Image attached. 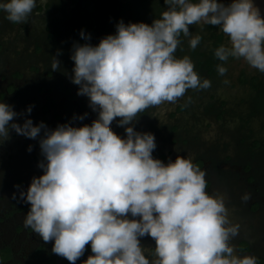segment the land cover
Listing matches in <instances>:
<instances>
[{
  "label": "clouds",
  "instance_id": "obj_1",
  "mask_svg": "<svg viewBox=\"0 0 264 264\" xmlns=\"http://www.w3.org/2000/svg\"><path fill=\"white\" fill-rule=\"evenodd\" d=\"M164 4L167 10L151 25L121 20L115 34L97 45L81 30L86 42L72 46L70 79L79 86L77 95L86 96L97 113L90 125L49 129L28 118L32 106L17 113L0 102V142L10 139L11 131L38 139L43 157L38 163L43 174L19 195L30 205L24 225L45 243L54 240L52 252L70 264H76L89 243L93 255L83 264H257L256 256L236 254L231 240L240 226L229 219L224 197L206 191V173L190 157L178 155L167 163L154 158V134L136 131L134 121L150 107L175 103L189 89L211 87L189 56L174 55L181 36L192 50L201 43L202 36L190 32L192 25L201 31L205 25L218 26L228 37L227 44L214 50L220 61L243 58L264 73V17L254 0ZM35 7L36 0L0 3L13 24L27 23ZM60 54L54 56L52 71L60 70ZM217 71L223 76L227 68L217 65ZM117 118L125 137L111 128ZM249 199V194L242 197ZM145 236L155 241L148 255L140 239Z\"/></svg>",
  "mask_w": 264,
  "mask_h": 264
},
{
  "label": "flooded vegetation",
  "instance_id": "obj_2",
  "mask_svg": "<svg viewBox=\"0 0 264 264\" xmlns=\"http://www.w3.org/2000/svg\"><path fill=\"white\" fill-rule=\"evenodd\" d=\"M159 5L165 9L164 0H36L27 23L21 24L8 21L6 13L0 10V102L13 106L17 113H26L28 106H32L28 118L34 124L44 122L49 129L65 123L77 127L90 125L97 113L89 107L86 96L77 95L79 86L70 79L74 67L70 59L72 46L86 42L80 36L81 30L90 34L89 43L97 45L101 38L115 34L121 20L125 24L151 25L160 15L152 10L146 15L147 9ZM218 33L223 35V44L226 43L228 37L220 28ZM58 51L60 70L52 71ZM243 71L252 76L262 75L242 65L232 71L229 68L227 83L221 78L225 83H213L204 95L196 89L187 90L184 97L172 103L166 122L160 121L158 107H150L138 116L134 126L138 132L154 134L157 145L152 153L154 158L167 163L178 155L190 157L206 173V191L224 197L229 219L240 226L239 234L231 240L236 254L256 256L257 264H264V161L250 152L251 148L245 144L246 134L237 130L231 119L234 110L244 104L243 95L221 93L225 89L249 90L248 83H240ZM201 100L214 102L217 112L208 113L207 106L198 105ZM85 113L83 120L73 119ZM18 119L22 124L24 116ZM119 119L113 121L111 128L125 137V129L117 125ZM252 127L257 134L264 133L263 128L256 129L255 123ZM211 130L214 138L203 137V131L211 133ZM41 160L38 139L11 131L10 139L0 142V264H70L52 252L54 240L45 243L24 225L30 205L19 195L27 191L34 176L43 174L38 167ZM245 194L250 195L247 202L242 200ZM140 239L148 255L147 250L155 248V241L150 236ZM90 255L93 253L89 243L76 264H83Z\"/></svg>",
  "mask_w": 264,
  "mask_h": 264
},
{
  "label": "trees",
  "instance_id": "obj_3",
  "mask_svg": "<svg viewBox=\"0 0 264 264\" xmlns=\"http://www.w3.org/2000/svg\"><path fill=\"white\" fill-rule=\"evenodd\" d=\"M155 13L159 12V15L167 10L159 5V7H153L147 9L146 15L150 11ZM151 14V13H150ZM218 26L205 25L203 31L200 30L199 25L190 26V32L193 36L199 34L202 36L201 43L197 46L195 50L190 49L188 38L181 36L182 43L178 46L175 56L177 58H183L185 55L189 56L193 61L195 67L194 70L198 73L201 80L208 79L211 81V86L213 83L224 84L227 82L226 76H229V68L236 60V58L230 57L226 62L220 61L214 55V50L223 44V35L218 33ZM226 44V43H224ZM217 65H223L227 68L225 75L221 76L218 74ZM252 73L243 71L240 77V83L249 84L250 89L246 93L242 94V100L244 104H240L238 109L234 110L233 117L231 118L235 125L234 127L237 130L242 131L245 135V144H247L250 152L254 156H259L264 161V133L260 131V134H257L253 126V123L256 124V129L258 127L264 129V73L262 75H251ZM221 78H224L223 82ZM210 88H208L209 90ZM204 95L205 90H198V94ZM212 98V97H211ZM200 100V99H199ZM212 101H203L198 103L199 106H207V112L216 113L215 104ZM228 124V123H227ZM230 127V126H229ZM252 127V135H249V129ZM259 152V154H257ZM259 158V160H260Z\"/></svg>",
  "mask_w": 264,
  "mask_h": 264
},
{
  "label": "rangeland",
  "instance_id": "obj_4",
  "mask_svg": "<svg viewBox=\"0 0 264 264\" xmlns=\"http://www.w3.org/2000/svg\"><path fill=\"white\" fill-rule=\"evenodd\" d=\"M221 2H224V3L227 4V3H230L231 0H221ZM254 3L260 8L261 15H262V17H264V0H254ZM227 43H228V38L226 40V44ZM239 65H242L244 67H247L249 69V71H257V69L250 67L243 58H241L240 60H236L232 65H230L231 71L234 68H236L237 66H239ZM226 78L228 80H230L229 76H226ZM225 87L230 88V86H228V85H226ZM241 91L242 92H234V91H231V90L229 91L228 89H225V90H223V92L221 91V93L226 94L228 96H231V95H242V94L246 93V90H244V89H241ZM240 93H242V94H240ZM172 107H173L172 103H165V104H163V105H161V106L158 107V110H159L158 111V115H159V118H160V121L161 122H166L167 121V115H166V113H167V111H171L172 110ZM17 122H21V121L19 119H17ZM211 131H213V132L206 133V132L203 131V133H202V134H204L203 137H205L207 139L208 138L209 139L214 138L215 137L214 130H211ZM162 145H165L166 146L167 143H162Z\"/></svg>",
  "mask_w": 264,
  "mask_h": 264
}]
</instances>
